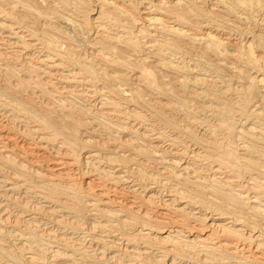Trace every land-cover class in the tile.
<instances>
[{"label": "bare ground", "instance_id": "6f19581e", "mask_svg": "<svg viewBox=\"0 0 264 264\" xmlns=\"http://www.w3.org/2000/svg\"><path fill=\"white\" fill-rule=\"evenodd\" d=\"M0 264H264V0H0Z\"/></svg>", "mask_w": 264, "mask_h": 264}]
</instances>
